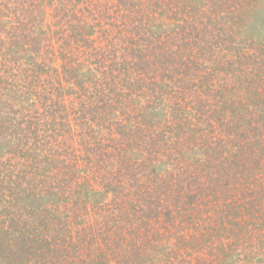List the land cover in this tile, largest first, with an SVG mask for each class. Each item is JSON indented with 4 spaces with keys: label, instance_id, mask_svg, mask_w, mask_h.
Masks as SVG:
<instances>
[{
    "label": "trees",
    "instance_id": "1",
    "mask_svg": "<svg viewBox=\"0 0 264 264\" xmlns=\"http://www.w3.org/2000/svg\"><path fill=\"white\" fill-rule=\"evenodd\" d=\"M224 190L215 258L264 264V0H0V264H166L122 223Z\"/></svg>",
    "mask_w": 264,
    "mask_h": 264
},
{
    "label": "rangeland",
    "instance_id": "2",
    "mask_svg": "<svg viewBox=\"0 0 264 264\" xmlns=\"http://www.w3.org/2000/svg\"><path fill=\"white\" fill-rule=\"evenodd\" d=\"M136 152H134V157L136 156ZM159 158V157H158ZM138 160L141 157H137ZM163 162H167L165 159ZM184 164L178 160L177 167H181ZM133 193L135 192V196L133 199L140 201V208L145 210L147 208V203L149 199H152L150 196V192L145 194L143 189L140 188L138 190L130 189ZM121 197L116 194H109L103 198L96 197L92 206L87 209V211H83V205L79 206V208H75L74 212L78 215H82L84 220L89 221L90 224L96 223L100 224L104 222L105 219L108 218L109 213H114V211H110L113 208V204L120 202L124 197H122L123 192H121ZM228 198V200H233L235 198L232 190H224L221 193L218 206L213 209L211 207H205L204 209H194L188 210L187 208L179 205H170L172 217H175L178 212L182 214V218H177L176 220H172L171 218L165 217L163 214H160L159 219H151L148 225L142 226L141 224L131 225L126 222L122 223V230L119 231L127 237L128 231L131 228H134L138 231V242L137 245L140 246V253H157L159 258H163L165 253L171 255V259L168 258L166 264H222L221 259L215 258L217 255L221 254V246L224 242H226V235H223L221 223L216 224V219L221 217L224 214V210L227 212L233 209V205L224 204V199ZM131 205H125V210L133 212L132 207L135 205V201L132 200L130 202ZM212 204V203H210ZM224 206V210L222 209ZM72 208V207H71ZM191 208V207H190ZM193 209V208H192ZM222 209V210H221ZM162 210V208L160 209ZM95 213H99L101 217L96 218ZM154 218V217H153ZM108 222L109 226L112 227L113 220L110 219ZM259 221V222H258ZM259 225L261 223L264 224V221L257 220ZM244 242L242 241L239 246L241 254L247 253V248L240 246ZM126 246V245H125ZM120 247L119 250L114 253V256L117 257L119 261L129 262L130 253H133V249H129L127 246ZM114 247V246H113ZM234 252V250L232 251ZM238 253V252H235ZM264 253V250L261 251ZM244 256H240L237 260L236 264L243 263ZM253 264L258 263V259H254ZM229 264H235V262L230 261Z\"/></svg>",
    "mask_w": 264,
    "mask_h": 264
}]
</instances>
